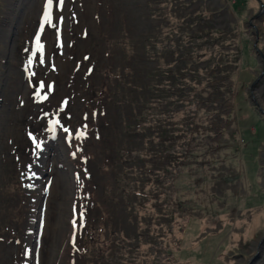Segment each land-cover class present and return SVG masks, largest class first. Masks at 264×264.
<instances>
[{
    "label": "rangeland",
    "instance_id": "rangeland-1",
    "mask_svg": "<svg viewBox=\"0 0 264 264\" xmlns=\"http://www.w3.org/2000/svg\"><path fill=\"white\" fill-rule=\"evenodd\" d=\"M46 12L0 0V264H264V0ZM196 35L204 61L168 52Z\"/></svg>",
    "mask_w": 264,
    "mask_h": 264
},
{
    "label": "trees",
    "instance_id": "trees-1",
    "mask_svg": "<svg viewBox=\"0 0 264 264\" xmlns=\"http://www.w3.org/2000/svg\"><path fill=\"white\" fill-rule=\"evenodd\" d=\"M160 38L161 37H158V38H154L153 39V42L154 43H152V47H153L154 44H156V46H158L157 49H156V53L166 52V50H167L166 42H164V43L161 44L160 41H159ZM191 38H192V36L183 37L182 40L180 39L179 36H175V37L170 38L169 39V44L171 46V51H168V50L167 51L169 53H171V54L176 53L179 56L185 54V55H191L193 57L195 55L196 56V61H202V60L204 61V58H205L204 57V54H207V52L211 51V42H212V40H209L208 36H206V35L205 36H199V35L193 36V38H192L193 39V42L191 41ZM109 40L110 39H108V43H106L107 48H108V46H111V44H113V46H114V42L112 40H110V41ZM145 47H146V43H145ZM148 47H150V46H148ZM196 48L197 49H200L199 54L196 51ZM203 51H205L206 53H204ZM124 52L126 53V55L128 54L127 51L124 50ZM210 64L213 65V61H211ZM129 66L130 65H125V67L122 69V72L121 73H118V74H114V73L113 74H108L110 77L108 75L103 76L104 78L105 77L110 78V80L112 82L115 81L114 83L117 85V91L115 92V94L117 96H119V97L121 95L120 89H122V88L125 89V90H127L129 92V94L134 93L131 90V88L127 85V83H125V76H126V73L125 72H126V70H128ZM186 71H188L190 73H195L194 70L193 69H190V68H186ZM117 72H118V70H117ZM114 78H116V80ZM92 86L94 87V85H92ZM120 86H121V88L119 89ZM101 90H102V93L101 94L102 95L104 94L106 96V98H108L109 93H107V89L105 87H102ZM94 93L97 94V92H94ZM94 93H92V94H94ZM92 97H93V95H92ZM136 102H137V98H136ZM122 103H125V100ZM126 103L129 106H131L135 102H134V100H127ZM121 107H120V109H121ZM75 139H77V138L75 137ZM142 151H144L143 147L140 148L139 146H134V148L131 149V152H129L128 154H126V156L128 157V160H130V159H132V157L134 155V152H135V156H137ZM118 159H119V161L122 164V161H123L122 156L119 157ZM123 167H124V169H123L124 171L127 172V170H129V167L127 165H123ZM133 176H134V181H135L137 174L134 173ZM127 201H128L127 199L124 200L125 203ZM113 231L115 233V230H113ZM104 232L105 231L103 229V226L100 225L98 227L95 224H91L89 226V224H88V225H86V236H85V238H88V240L90 242H95V243H97L99 241L103 242V239H102L101 236L102 235H105ZM100 256L102 258H106L105 255H104V253L101 254ZM104 260L105 259H102L101 264H107V263H109V262L104 261Z\"/></svg>",
    "mask_w": 264,
    "mask_h": 264
},
{
    "label": "snow or ice",
    "instance_id": "snow-or-ice-1",
    "mask_svg": "<svg viewBox=\"0 0 264 264\" xmlns=\"http://www.w3.org/2000/svg\"><path fill=\"white\" fill-rule=\"evenodd\" d=\"M63 3H64V0H60V4L63 5ZM52 6H53V0H47L48 12H46V14H45V20H46V22H50V20H51V9H52ZM37 44L40 45V39H39V37H37ZM40 47L42 49V45H40ZM44 87H45L44 82L41 81L39 83V88L41 90H43ZM37 95H40V93H37ZM42 98L43 99H46L47 98V95L45 94ZM54 124L55 125H59L60 124V121L59 120H56L54 122ZM61 127L63 128V131L65 133H68V135L70 137L71 136V130L69 128H67V127H64L63 125H61ZM52 130H55V129L53 128ZM80 135H85V133L82 131V132H80ZM32 139H33V142L35 143L36 148L37 149L41 148L43 142L42 141L37 142V138L34 137V136L32 137ZM28 167L31 168V165H29ZM33 175H35V173H33Z\"/></svg>",
    "mask_w": 264,
    "mask_h": 264
}]
</instances>
